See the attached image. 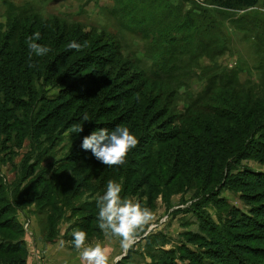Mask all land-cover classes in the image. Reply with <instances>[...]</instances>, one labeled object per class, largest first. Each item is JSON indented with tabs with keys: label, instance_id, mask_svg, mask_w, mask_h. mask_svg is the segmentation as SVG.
Returning <instances> with one entry per match:
<instances>
[{
	"label": "rangeland",
	"instance_id": "1",
	"mask_svg": "<svg viewBox=\"0 0 264 264\" xmlns=\"http://www.w3.org/2000/svg\"><path fill=\"white\" fill-rule=\"evenodd\" d=\"M173 3L177 4L178 1L174 0ZM263 3L264 0H260L259 5L251 9L227 10L210 0H189L185 9L205 12L216 22L217 30L211 36H199L200 47L196 51L190 49L188 53L174 51L172 48L167 51L166 44H159L157 47L155 35L142 33L144 26L137 27L130 17L118 13L113 0H0V34L13 33L12 29L16 24L18 27L14 34H17V38L18 34L27 35L24 30L30 31V35L31 30L32 34L39 32L46 38V46L52 49L50 54L53 55L54 46L49 45V39L58 45L65 42L67 46L68 35H74L78 30L86 34L95 29V34L91 35L87 44H95L96 41L102 44H112L113 41L119 43L118 60L113 69L117 74L120 73V78L130 80L131 76L138 75L141 78L144 74L148 76L146 86L150 91L158 93L156 97L149 92L143 95L139 93L131 99L129 106L137 100L135 98L142 105V109L136 114L137 119L149 114L159 124H165L171 114L176 115L175 118L185 114V108L208 88L214 90L211 101H225L224 105L230 102L237 109L244 107L247 97L249 101L264 98V46L259 44L256 34L244 28L240 21L248 17L251 20H264ZM145 8L141 13L142 19L148 18V11L152 9ZM159 9L160 7H156L153 11ZM36 57L33 53L32 58L39 69ZM162 66L164 68L159 70ZM165 69L171 72H165ZM157 76L162 80L152 79ZM37 80L40 79L35 78L33 83ZM235 81L245 89H218ZM131 85V88L138 86L134 82ZM58 91L52 84L35 82L36 99L26 101L32 107L16 114L19 119L17 124L27 128H30L31 123L42 126L53 117L47 131L39 130L40 139L34 141L28 134L17 137L16 132L20 130L18 126L15 127L16 131L10 129L0 137V178L3 185L11 189L7 194L13 199L12 193L17 188H21V191L29 188L34 177L41 176L46 181L40 185L37 194L41 193L40 190L45 185L47 187L62 182L64 178L61 173L66 170L75 151L78 152L80 139L85 137L87 131L92 132L93 122L96 121L93 114L89 116V121L84 122L83 132L76 134L73 128L82 123L81 112L74 110L62 116L47 110L53 102L44 105L42 100H52ZM8 108L12 106L9 104ZM42 109L43 114L33 121L34 115ZM125 110L122 106L114 117L120 116ZM249 110L250 108L246 114ZM194 112L201 114V111ZM69 120L74 123L70 128L65 126L69 124ZM222 122L227 124L225 120ZM198 131L193 130L192 133L196 134ZM134 135L139 140L138 133ZM151 139L149 137V141ZM155 149L152 158L132 149L125 164L120 166L108 167L93 155L81 160L84 161L80 170L81 181L85 182V187L72 203L75 208H79L88 202V211L75 212L73 207L60 204L59 208L62 210L59 212L58 207H54L58 201H50L48 205L45 202H35L36 197H32L28 203L14 202L18 223L24 232L22 250L27 264H83L79 251L72 243V234L78 230L86 232V244L94 245L99 242L110 249L109 264H190L189 252L200 254L205 249L202 245L205 242H200L198 238L208 240L203 233V221L209 222L212 227L221 228L228 224L229 218H234V213L240 212L248 216L252 207L242 199V194L227 186H219V183L227 177L234 178L244 169L264 173V163L251 159L234 163L227 168L226 162L215 174L209 175L208 170L203 169L202 177L195 178L192 168L175 165V151L167 158L169 151L166 150V145H157ZM159 149L165 157L158 159L164 169L155 162ZM189 149L191 151V144ZM186 153L189 154L187 151ZM63 164L65 167H62ZM27 168H30V174H26ZM228 169H231L229 175ZM110 179L122 184V197L138 200L155 214L154 220L145 226L143 232L138 233L136 243L126 255L120 247L118 237H105L99 229L98 208L92 205L97 204L98 196L105 191L106 180ZM210 179L212 186L204 189ZM167 182L170 185L167 191L169 195L165 197L162 190L164 184L167 187ZM215 191L218 194L213 198L211 195ZM7 198L10 199L8 196ZM196 208L201 210L203 219L197 217ZM0 233H3L1 235L4 238H17L8 231ZM190 238L195 241L192 242ZM60 240L65 242L63 248L59 247ZM256 246L258 245L251 243V247ZM260 246L264 248V245ZM12 254L20 257V254ZM117 257L121 258L117 260ZM9 259V253L0 254V264H8ZM254 262L264 264L262 260Z\"/></svg>",
	"mask_w": 264,
	"mask_h": 264
},
{
	"label": "trees",
	"instance_id": "2",
	"mask_svg": "<svg viewBox=\"0 0 264 264\" xmlns=\"http://www.w3.org/2000/svg\"><path fill=\"white\" fill-rule=\"evenodd\" d=\"M113 1L117 6L118 13L130 17L131 22L137 27L144 26L142 33L155 35L156 46L166 44L167 51L169 48L182 53L196 51L201 44L199 36H204V34L211 36L217 30L216 22L209 18L205 12L185 9L189 0H177V4L173 3L174 0ZM210 1L227 10L251 9L260 3V0ZM146 4L147 6H145ZM145 7L152 9L148 11V18L142 19L141 13L145 11ZM156 7H160V9L153 11V8ZM240 21L244 24V28H248L256 34L259 44L264 46V20H251L248 17L242 18ZM17 27L16 24L12 29L13 33L0 34V103L3 102L0 105V115L3 117V119L0 118V137L10 129L16 131L15 127L18 126L20 130L16 132L17 137L28 134L35 141L40 139V129L48 130L53 117H50L47 123L42 126L31 123L30 128L18 125L19 119L16 118L17 113L32 107L30 102L36 99L34 83L43 81L45 84L54 85L59 90L57 96L52 100H42L44 105L53 102L47 110L50 109L55 115L62 114V116L68 115L74 110L83 115L87 112L88 117L93 114L97 122H93L94 129L92 128V131L99 128L111 130L121 125L128 127L133 134L138 133V137H140L135 148L137 151L152 158L156 152L155 146L166 145V150L169 151L167 158L171 157L170 153L175 151V160L177 161L175 165L192 168L195 178L202 177L203 169H207L209 175L215 174L216 170L220 171L221 165L226 162L227 168L234 163L238 164L251 159L264 163V105H262L264 98L249 101L247 97L244 107L237 109L235 104L230 102L224 105L225 101H211L214 90L208 88L207 91L205 90L206 92L204 91L205 93L203 92L200 97L185 108V114H181L177 118H175L176 115L171 114L165 124H159V121L149 114L138 120L136 114L142 109V105L139 99L135 98L137 100L132 106H129L131 99L139 93L143 95V93L149 92L154 97L158 93L155 90L150 91L146 86L148 76L144 74L141 75V78L134 75L130 77L132 80H123L119 76L120 73L115 72L113 66L118 60L120 51L117 41H113L112 44H102L100 41H96L95 44H87L91 35L95 34V29L88 31L89 34L78 30L74 35L70 34L66 37L67 45L73 40L82 45L79 51L68 49L65 42L58 45L49 39V45L54 46V54L48 53L43 57H36L39 66L37 69L35 60L32 57L31 60L29 59V49L26 44V38L31 36L33 31L31 30L30 35V31L24 30L27 35L18 34L17 38V34H14ZM181 42L182 45H180ZM36 43L46 46L47 40L43 35H40ZM154 61L156 62L157 59ZM30 65L33 66L30 67ZM163 68L164 66L159 70ZM168 70L165 69V72ZM35 78L40 80L33 83ZM152 79L162 80L160 76ZM131 82L138 86L131 88ZM220 88H223L222 91L234 88L245 89L238 81L218 89ZM27 100L30 102H26ZM9 104L12 106L10 109L8 108ZM237 105L239 106V103ZM122 106L126 110L120 116L114 117ZM249 108L250 110L246 114ZM43 111V109L37 111L33 121L37 120ZM194 111H201V114ZM207 115L210 117H206ZM222 120H225L227 124H223ZM68 123L65 125L68 128L74 124L70 120ZM221 127L223 131H221ZM152 128L154 129L151 131ZM193 130L199 131L193 134ZM37 132L39 133L37 134ZM90 134L91 131H87L84 135ZM149 137H152L150 141ZM82 140L80 139L78 152L75 151L66 170L61 173L63 181L52 186L47 185L48 188L45 185L40 190V194H37L40 185L46 183L41 176L34 177L29 188L26 187L27 189L24 188L23 191L21 188H17L12 193L14 199L7 194L11 189L5 187L0 178V231H8L17 237L8 239L2 237L3 233H0V254H10L8 264H27L22 250L24 232L18 223L14 202L28 203L32 197H36L35 202L37 203L45 202L49 205L50 201H58L54 207H58L59 212L62 210L59 208L60 204L73 207L75 212L88 211L90 205L88 202L79 208H75L72 203L79 195L80 190L85 187V182L81 181L80 170L84 166V161L81 160H86L92 155L90 151L82 149ZM162 152L159 149L155 162L157 166L164 169L161 160H158L165 158ZM29 171L30 168H27L26 174H30ZM228 171L227 175L231 173V169ZM168 184L169 182H167V187L164 184L162 190L165 197L169 195L167 194L170 186ZM212 184L211 179L208 180L204 189H208ZM219 186H227L231 190L240 192L242 199L252 208L247 213L248 216L240 212L234 213V218L232 220L229 218L228 224L221 228L220 226H213L215 227L213 228L209 222L203 221V233L208 237V240L198 238L200 242H205L202 244L205 249L200 254L189 252L190 264H256L255 260L264 261V248L260 246L264 245V173L244 169L234 178L227 177L222 180ZM217 194L218 192L215 191L211 196L214 198ZM7 196L10 197L9 200ZM92 205L97 207V204ZM200 211L198 208L195 209L198 218H202L201 215H203ZM190 240L195 241L192 238ZM251 243L258 246L251 247ZM12 253L20 254V257L12 256Z\"/></svg>",
	"mask_w": 264,
	"mask_h": 264
},
{
	"label": "clouds",
	"instance_id": "3",
	"mask_svg": "<svg viewBox=\"0 0 264 264\" xmlns=\"http://www.w3.org/2000/svg\"><path fill=\"white\" fill-rule=\"evenodd\" d=\"M40 33H34L26 38L29 49V59L34 53L37 57H43L50 53V47L36 43ZM68 49L79 51L82 48L75 40L69 42ZM33 65H30V67ZM89 121L87 112L82 117V123L74 126L76 134L83 132L84 122ZM139 141L128 127L117 126L114 129L99 128L83 138L81 147L102 164L120 166L125 164L126 158L132 149H135ZM122 184L115 180L107 182L103 195L97 198L98 227L105 237H118L120 247L124 254L136 243L138 233L143 232L145 226L154 220L155 214L138 200L121 196ZM72 243L79 251L83 264H109L110 249L97 242L94 245L86 244L87 234L83 230L74 231ZM65 242L59 241V247L63 248ZM117 257L116 259H120Z\"/></svg>",
	"mask_w": 264,
	"mask_h": 264
}]
</instances>
